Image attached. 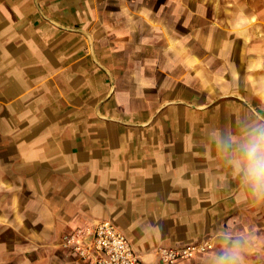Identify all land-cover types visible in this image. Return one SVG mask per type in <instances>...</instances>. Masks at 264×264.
<instances>
[{
	"label": "crops",
	"instance_id": "crops-1",
	"mask_svg": "<svg viewBox=\"0 0 264 264\" xmlns=\"http://www.w3.org/2000/svg\"><path fill=\"white\" fill-rule=\"evenodd\" d=\"M257 126L264 0H0V264H87L63 237L105 218L144 264L225 235L264 264L230 163Z\"/></svg>",
	"mask_w": 264,
	"mask_h": 264
},
{
	"label": "built area",
	"instance_id": "built-area-1",
	"mask_svg": "<svg viewBox=\"0 0 264 264\" xmlns=\"http://www.w3.org/2000/svg\"><path fill=\"white\" fill-rule=\"evenodd\" d=\"M63 247L75 252L87 264H144L125 232L111 219L78 226L62 240ZM211 240L184 246H159L155 253L165 264H179L213 249Z\"/></svg>",
	"mask_w": 264,
	"mask_h": 264
},
{
	"label": "clouds",
	"instance_id": "clouds-1",
	"mask_svg": "<svg viewBox=\"0 0 264 264\" xmlns=\"http://www.w3.org/2000/svg\"><path fill=\"white\" fill-rule=\"evenodd\" d=\"M221 147L225 150L230 147L227 138L221 140ZM230 163L233 174L246 187L247 195L255 201L264 202V126L249 131ZM223 239L225 247L211 258L210 264H245L244 238L232 239L225 235Z\"/></svg>",
	"mask_w": 264,
	"mask_h": 264
}]
</instances>
